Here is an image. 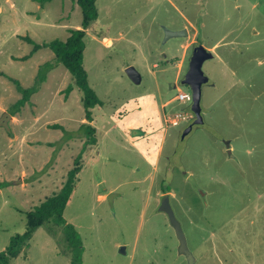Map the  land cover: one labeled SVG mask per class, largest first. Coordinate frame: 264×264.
Masks as SVG:
<instances>
[{
  "label": "rangeland",
  "instance_id": "374dc122",
  "mask_svg": "<svg viewBox=\"0 0 264 264\" xmlns=\"http://www.w3.org/2000/svg\"><path fill=\"white\" fill-rule=\"evenodd\" d=\"M96 8L83 52L102 102L91 110L96 144L81 154L63 212L82 264H187L159 211L165 194L195 264H264V0H96ZM81 21L74 0H0V73L31 87L54 55L41 49L18 60L32 49L23 38L65 41ZM164 30L188 36L164 43ZM194 42L212 58L202 63L203 124L182 139L192 121L170 127L165 119L191 113L175 97L190 93L180 81ZM71 83L56 66L11 116L21 95L0 76V253L24 233L25 214L59 192L81 153L86 120L78 90L64 97ZM51 228L37 229L10 264H71L61 227Z\"/></svg>",
  "mask_w": 264,
  "mask_h": 264
},
{
  "label": "trees",
  "instance_id": "16d2710c",
  "mask_svg": "<svg viewBox=\"0 0 264 264\" xmlns=\"http://www.w3.org/2000/svg\"><path fill=\"white\" fill-rule=\"evenodd\" d=\"M39 1L43 5L52 0ZM74 2L81 11V26L79 29L69 30V36L65 41L53 40L47 43L37 44L28 37L23 38L25 42L32 46V49L28 55L18 60L26 61L41 49H49L54 55L53 63H45L38 68L37 75L31 87L23 88L16 80L0 73V76L6 77L15 85L17 92L21 95L20 99L10 108V115L14 116L20 113L21 108L30 101L31 96L38 92L40 86L46 79V74L56 66L62 65L68 71L72 80V83L64 89V97L67 98L74 88L78 90L86 120V123H83L80 127L81 131H83L86 136V141L83 144L81 153L74 161V167L67 173L62 188L53 196L46 198L32 211L25 214V231L23 234L16 235L10 239L5 250L0 253V264H10L11 260L19 256L23 248H28V242L37 229L45 227L47 229L49 228V231L52 232L51 226L54 225L61 227L62 238L60 242H65L67 244V254L70 257V263L82 264L80 238L74 227L67 224L64 220L63 212L78 182L77 176L80 172L79 162L81 154L88 147L96 144V139L94 137L96 131L90 124L92 122L91 110L97 106H101L102 102L97 98L95 92L89 86L87 73L83 67L86 30L89 28L90 24L98 18L96 0H74ZM51 128L59 129L60 126L54 124L51 125ZM2 185L6 186L7 184L2 183ZM169 190L170 188L167 187V185L162 189L163 193H167Z\"/></svg>",
  "mask_w": 264,
  "mask_h": 264
},
{
  "label": "water",
  "instance_id": "95a60500",
  "mask_svg": "<svg viewBox=\"0 0 264 264\" xmlns=\"http://www.w3.org/2000/svg\"><path fill=\"white\" fill-rule=\"evenodd\" d=\"M164 31H165L164 43L170 38H182L188 36L187 30L176 31V32L169 30H164ZM210 58H212V55L208 50H206L197 42H194L192 44V51L188 61V68L183 78L180 81V85L186 86L190 89V93H191L190 111L193 114V120L184 129L181 135L182 139H184L185 136H187L192 131L194 126L203 124V117L200 106L201 88L202 85L207 84L209 82V79L204 75L202 71V63L206 59H210ZM125 73L132 83L136 85L140 84L141 82L140 74L133 67H128L125 70ZM169 200L170 199L168 194L163 195L160 202L159 211L163 212L167 216L169 223L175 232L176 238L178 240V248H177L178 254L185 258L187 264H195V258L190 253L187 247L185 236L182 232L180 224L178 223V221L174 216ZM120 252L124 253V249L121 248Z\"/></svg>",
  "mask_w": 264,
  "mask_h": 264
},
{
  "label": "built area",
  "instance_id": "2783aa9c",
  "mask_svg": "<svg viewBox=\"0 0 264 264\" xmlns=\"http://www.w3.org/2000/svg\"><path fill=\"white\" fill-rule=\"evenodd\" d=\"M177 102L191 104V94L187 92L178 91L175 97ZM193 120L192 113L179 112L171 115L169 118L165 119V123L170 127H178L181 123L190 122Z\"/></svg>",
  "mask_w": 264,
  "mask_h": 264
},
{
  "label": "crops",
  "instance_id": "0c3cea01",
  "mask_svg": "<svg viewBox=\"0 0 264 264\" xmlns=\"http://www.w3.org/2000/svg\"><path fill=\"white\" fill-rule=\"evenodd\" d=\"M158 152H160V147L158 148V151H157V154H156V160H155V162H157L158 157L160 156V153H158Z\"/></svg>",
  "mask_w": 264,
  "mask_h": 264
},
{
  "label": "flooded vegetation",
  "instance_id": "af4514ba",
  "mask_svg": "<svg viewBox=\"0 0 264 264\" xmlns=\"http://www.w3.org/2000/svg\"><path fill=\"white\" fill-rule=\"evenodd\" d=\"M190 124V123H189Z\"/></svg>",
  "mask_w": 264,
  "mask_h": 264
}]
</instances>
